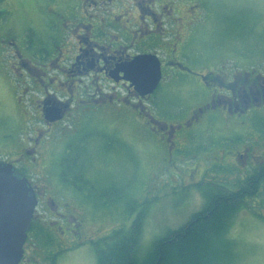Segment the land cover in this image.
<instances>
[{
	"label": "flooded vegetation",
	"instance_id": "obj_1",
	"mask_svg": "<svg viewBox=\"0 0 264 264\" xmlns=\"http://www.w3.org/2000/svg\"><path fill=\"white\" fill-rule=\"evenodd\" d=\"M46 3L47 9L38 3L27 22L15 23L1 39V50L12 55L8 83L25 112L27 101L33 112L27 111L38 120L19 154L5 160L30 180L38 199L20 264H30L38 240L48 247L45 262L55 264L62 250L90 238L46 155L56 125L69 123L70 129L93 111L127 119L154 144H165L169 165L187 157L196 138L215 131L219 140L197 150L223 154L221 161L218 155L214 163L205 161L228 171L234 190L249 186L256 171L264 175V48H221L215 55L229 53L209 65L214 54L196 43L206 26L201 0H187L183 13L179 0ZM144 54L155 55L161 68L156 88L148 93L124 78L125 63ZM180 98L189 101L186 108L178 107ZM53 108L63 118L47 121ZM118 140H109L108 147ZM260 184L254 201L264 196V181Z\"/></svg>",
	"mask_w": 264,
	"mask_h": 264
},
{
	"label": "rangeland",
	"instance_id": "obj_2",
	"mask_svg": "<svg viewBox=\"0 0 264 264\" xmlns=\"http://www.w3.org/2000/svg\"><path fill=\"white\" fill-rule=\"evenodd\" d=\"M5 1L6 3H0L1 161L19 154L22 141L26 139L28 132L33 134L38 123L27 111L28 108L33 112L32 106L26 101L25 112L23 104L18 101L14 86L8 83L7 73L13 76L10 70L12 55L10 51L1 50V39L8 36L9 28L15 23L27 22L38 3L44 9H47L48 5V0ZM186 1L179 0L178 8L182 13L186 8ZM201 1L206 26L201 34L196 36L199 47L212 53L211 55L232 45L244 49L264 48V0ZM223 51L224 54L213 55L208 64L217 65L223 61L229 53ZM178 91L183 94L182 89ZM175 101L183 103L178 107L184 105L186 108L189 105L187 99L185 101L180 98ZM68 124H59L52 129L58 133L55 139L48 138L49 151L46 156L54 171L55 181L67 188L69 200L72 205L77 206L79 212H76L84 219L90 238L85 240L81 247L71 246V249L61 251L55 264H98L94 243L102 241L101 239L114 228L129 226L140 210L139 205L133 210L128 208L129 200L140 202L144 198H157L149 208L145 220L141 247L142 252H145L157 236L182 225L202 207L204 192L196 186V181L202 178L206 181L219 180L228 172H225L221 165L220 168L212 165L214 155L220 157L219 161L223 158V154L218 150L206 147L194 157L196 149L207 146L213 139L219 140L220 135L215 131L196 138L191 143L192 147H188L187 157L169 165L170 162H166L167 146L151 142L147 135H142V131L127 119L113 117L103 111H93L83 116L82 122H75L72 128L67 129ZM71 140L75 144L86 145L88 149L85 177L91 182L89 187L93 184L95 189L84 187L85 190L99 195L105 188L129 184L130 192L126 194L125 199L110 201L98 197L97 200L95 196H88L87 192L80 190L77 185L60 180L58 172L61 157ZM109 140L118 141L110 148ZM205 157L213 163L206 164ZM208 165L210 167L205 171ZM79 183L81 186L86 185ZM228 238L234 243L226 251L228 255L225 264H264V196L261 195L255 201L248 199L247 206L233 217ZM47 249L44 241L38 240V251L34 252L29 263L48 264L45 262L49 253ZM219 264H222V261Z\"/></svg>",
	"mask_w": 264,
	"mask_h": 264
},
{
	"label": "trees",
	"instance_id": "obj_3",
	"mask_svg": "<svg viewBox=\"0 0 264 264\" xmlns=\"http://www.w3.org/2000/svg\"><path fill=\"white\" fill-rule=\"evenodd\" d=\"M194 153L197 155L200 150ZM86 155V145L75 144L72 140L67 144L60 161L62 182L77 185L80 190H85L84 187L95 189L93 184L89 187L91 182L85 177ZM259 174L256 171L249 186L241 184L239 190L232 188L229 172L219 180L198 182L196 186L204 192V205L182 225L157 236L145 252L141 250L145 220L157 198H144L140 202L131 198L128 208L133 210L139 205L140 210L129 226L114 228L102 241L94 243L98 264H219L220 261L225 264L226 251L234 243L228 238L233 217L256 195L260 182L264 181V175ZM79 182L86 185L81 186ZM129 188V184L114 185L101 190L99 195L85 191L97 200L99 197L119 201L125 199ZM55 259L54 256L51 260Z\"/></svg>",
	"mask_w": 264,
	"mask_h": 264
},
{
	"label": "water",
	"instance_id": "obj_4",
	"mask_svg": "<svg viewBox=\"0 0 264 264\" xmlns=\"http://www.w3.org/2000/svg\"><path fill=\"white\" fill-rule=\"evenodd\" d=\"M124 78L139 84L142 93L152 92L161 76L155 55L135 56L125 63ZM47 121L63 118L58 108L45 115ZM38 199L30 180L12 162L0 160V264H19Z\"/></svg>",
	"mask_w": 264,
	"mask_h": 264
},
{
	"label": "bare ground",
	"instance_id": "obj_5",
	"mask_svg": "<svg viewBox=\"0 0 264 264\" xmlns=\"http://www.w3.org/2000/svg\"><path fill=\"white\" fill-rule=\"evenodd\" d=\"M241 26V25H240ZM259 180V179H258ZM256 189V188H255ZM247 191V190H246ZM222 192V191H221ZM241 196V195H240ZM247 197V196H246ZM253 199V198H252ZM246 200V199H245ZM192 202V201H191ZM190 203V202H189ZM217 211V210H216ZM233 217V216H232ZM220 225V224H219Z\"/></svg>",
	"mask_w": 264,
	"mask_h": 264
}]
</instances>
